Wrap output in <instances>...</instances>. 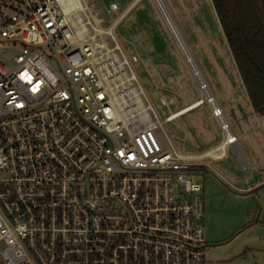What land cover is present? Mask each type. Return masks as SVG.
I'll return each instance as SVG.
<instances>
[{
    "label": "built area",
    "instance_id": "2783aa9c",
    "mask_svg": "<svg viewBox=\"0 0 264 264\" xmlns=\"http://www.w3.org/2000/svg\"><path fill=\"white\" fill-rule=\"evenodd\" d=\"M72 36L58 0H0L1 261L205 264L191 178L203 159L163 144L156 120L119 116L92 49Z\"/></svg>",
    "mask_w": 264,
    "mask_h": 264
},
{
    "label": "rangeland",
    "instance_id": "374dc122",
    "mask_svg": "<svg viewBox=\"0 0 264 264\" xmlns=\"http://www.w3.org/2000/svg\"><path fill=\"white\" fill-rule=\"evenodd\" d=\"M164 1L203 72L214 102L222 110L225 123L238 139L242 158L249 160L253 166L250 169L242 168L240 158L229 146L224 158L204 159L195 163L191 170V178L202 186L205 264H264V133L258 128L244 99L239 101L240 107L230 103L233 95L238 99L245 98L244 89L221 31L222 28L217 27L212 15L214 13L209 0ZM86 2L100 20L99 27L102 29L111 27L121 11L119 9L116 13H107L106 3L109 0H86ZM111 4L116 2L112 1ZM151 6L153 7L152 4ZM80 17L82 23L88 21L86 17ZM199 17L203 21L199 20ZM86 28L85 40L94 37L97 43L101 42L100 44L105 46H101L100 51L95 52L98 62L101 60L114 62L115 67L123 63L122 67L127 76L129 71H132L131 63L129 64L131 61H128L130 54L121 51L104 54L113 45V41H116L114 28L111 30L114 40L108 35L96 34L88 26ZM175 49L173 48L177 59L167 71L170 85L166 88L154 89V86L149 84L148 76L142 77L139 65L133 66L152 105L154 115L150 111L139 114L132 109L136 105V98L146 99L144 94L128 97L124 102L128 106L126 108L123 106L120 113L124 118L142 123L139 128L155 122L157 116L162 124L158 123L156 134L163 144L168 136L179 153L200 154L216 146L223 136L218 121L211 115L209 102L203 101L195 114L191 111L172 122H164L169 113L200 99L197 86L191 80ZM113 66L110 65V69ZM116 85H118L116 96H120L128 83L116 82ZM164 89L172 92L169 93ZM161 97L165 100L173 98L174 102L165 107L160 102ZM253 160H258L259 167H254ZM0 264H3L1 259Z\"/></svg>",
    "mask_w": 264,
    "mask_h": 264
},
{
    "label": "crops",
    "instance_id": "0c3cea01",
    "mask_svg": "<svg viewBox=\"0 0 264 264\" xmlns=\"http://www.w3.org/2000/svg\"><path fill=\"white\" fill-rule=\"evenodd\" d=\"M112 1L116 2L115 5L117 6L116 11H112V12L116 13L119 11V9L121 10L111 25V27L114 28V33L116 32L115 37H116V42L120 46L119 51H121L125 54H130V56H135L136 62H133V63L129 62V64L131 63L132 72L136 76L137 83L140 86V88L142 89L143 94L145 95L146 99L149 101V99L147 98L146 93H145V91L141 85L140 80L138 79L135 71L133 70V66L137 65V64L139 65V68L141 69V72H142V77L145 78L146 76H148L149 84L153 85L154 89H160L163 87L166 88L167 85H170V83L168 81L169 73L167 71H168L169 67H171V64L174 65V63L176 62V59H177L176 54L174 53V50H173V48H175V47H173L174 45H172L173 42L170 39L168 32L164 28L158 14L155 12V10L151 6L150 2H147V0H109V2L106 3V5H107L106 12L107 13H109L108 9H109V6H110ZM209 3H210V6L212 7L211 9H212V12L214 13L212 15H213L214 19L216 20L217 27L220 29L221 28L220 22L218 20L217 15L215 14L213 5H212L210 0H209ZM170 13H171V11H170ZM171 15H172V13H171ZM199 20H201V17H199ZM201 21H203V20H201ZM175 23L178 26L176 20H175ZM178 28H179V26H178ZM118 29H120V30L117 33ZM180 32L182 33L181 30H180ZM182 35H183V33H182ZM183 37H184V35H183ZM176 53H177V51H176ZM229 53H230V50H229ZM177 56L179 57L178 53H177ZM180 60H181V58H180ZM232 61H233V59H232ZM240 83L244 89V86H243L241 80H240ZM164 90H168V89H164ZM171 92L172 91H169V93H171ZM198 92L200 94L199 90H198ZM199 96L201 97V95H199ZM244 97L245 98L238 99L235 95H233L232 99L230 100V103L240 107L239 101L244 99L245 103H247V105H248V109H249L253 119L257 123L258 128L261 129L262 133H264V116L258 115L254 112V110L251 107V104H250V101L248 99V96L246 94L245 89H244ZM161 100H164V101L172 100L171 104H173V102H174L173 98H169L168 100H165L163 97H161L160 102H161ZM149 103H150V101H149ZM201 105L202 104H200V105L197 104V100H195L192 103L188 104L186 107L179 109V110H176L173 113H177V112L181 111L180 115L178 117L186 115L187 113H189L191 111L194 112V114H195ZM188 109H190V110H188ZM178 117H176L170 121H167L166 119H164V122H172L175 119H177ZM243 118L245 120H247L246 117H243ZM223 120H225V119H223ZM230 131H231V129H230ZM166 137L169 140V142L171 143L169 137L168 136H166ZM222 143H223V136H222L221 141L216 146H214V147H212V148H210V149H208V150H206L200 154H185V155L194 156V157H201V159H203V160L207 159V158L213 159V160H220L227 155V149L229 147L228 145H225L226 155L221 157V158H213V157L207 156L206 154L209 150H212L214 148L219 147ZM171 145H172V143H171ZM230 147L234 150L237 157L240 158L242 168L248 167L250 169L253 167L249 160H247V159L244 160L242 158V154L240 153V150H239L240 148H239V144H238V139H237V144L234 146H230ZM253 162H254L255 168L259 167L258 160H253Z\"/></svg>",
    "mask_w": 264,
    "mask_h": 264
},
{
    "label": "bare ground",
    "instance_id": "6f19581e",
    "mask_svg": "<svg viewBox=\"0 0 264 264\" xmlns=\"http://www.w3.org/2000/svg\"><path fill=\"white\" fill-rule=\"evenodd\" d=\"M58 1H59V4L62 10L69 17V19L71 20L72 24L75 27V36L71 37L72 42L74 44H75V41L80 44L82 42H87L90 48L92 49L94 55L96 56L95 52L100 51V48L102 46L100 44L101 42L97 43L94 37H91L90 39L85 40L84 32H86L87 30L86 27L88 26L96 34H103V35L105 34V35L110 36L111 39H113V35L111 31L112 27H109L107 29H102L99 27L100 20L95 16V12L90 9V5L86 2V0H58ZM150 2L153 5L154 10L157 12L164 28L168 32L170 39L172 40L173 45L176 48V51L182 60L183 65L186 67L187 71L189 72L191 76V80H193L194 84L197 86L198 90L200 91L201 97L197 101V104L200 105L202 104L203 101L209 102V104L210 103L215 104L214 99L212 97L213 94L204 77V74L200 70L194 56L192 55L191 50L189 49L188 44L186 43L182 33L180 32L178 26L176 25L165 1L164 0H150ZM80 16H83V18L86 17L88 21L85 23H82ZM113 42H114L113 45L104 54L120 50L119 44L116 41H113ZM102 47H105V46H102ZM94 60L97 62L96 64L99 66V70L105 71V73L101 74L102 81L107 84L109 91L111 92L113 98L115 99L114 101H115L116 108L118 109V115L122 116L120 113L121 109L123 108V106H125V108L128 106L124 104L125 100H127V98L130 96L136 97L138 95L143 94L142 89L137 83L136 76L131 70L126 76L124 69L122 67L123 63H120L119 66L115 67L113 66L114 62L112 63L103 62L102 60L98 62L99 60L98 58ZM110 65L113 66L112 69H110L109 67ZM118 79H120V81H118ZM124 81L128 83L127 87L123 88L124 91H122L123 93H121V95L119 94L120 96H116L118 93V92L116 93V88L118 87V85H116V82H119V83L121 82V84L122 83L124 84L125 83ZM135 104L136 105L132 109H135V111H137L139 114L150 111L151 114L154 115L153 108L151 104L148 102V100L146 99L142 100L141 98H138V99L136 98ZM131 105L133 106L134 104H131ZM179 115H180V112L173 113L170 119L176 118ZM155 120H156V123H159L160 125L162 124L157 119L156 116H155ZM220 122L226 125L225 121L223 120V117H220ZM226 132L227 134H230L227 126H226ZM225 145H226L225 143H222L219 147L209 150L206 155L213 157V158H221L225 156L226 155Z\"/></svg>",
    "mask_w": 264,
    "mask_h": 264
},
{
    "label": "trees",
    "instance_id": "16d2710c",
    "mask_svg": "<svg viewBox=\"0 0 264 264\" xmlns=\"http://www.w3.org/2000/svg\"><path fill=\"white\" fill-rule=\"evenodd\" d=\"M251 107L264 116V0H211Z\"/></svg>",
    "mask_w": 264,
    "mask_h": 264
}]
</instances>
